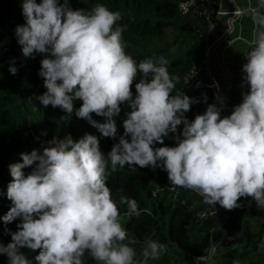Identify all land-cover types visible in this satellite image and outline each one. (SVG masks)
<instances>
[{
    "label": "clouds",
    "instance_id": "9594fccd",
    "mask_svg": "<svg viewBox=\"0 0 264 264\" xmlns=\"http://www.w3.org/2000/svg\"><path fill=\"white\" fill-rule=\"evenodd\" d=\"M258 3L264 7V0ZM20 7L25 23L14 32L23 55L47 54L38 72L46 88L38 97L43 106L74 112L105 138H117L120 105L130 111L106 154L99 138L85 133L77 141L54 137L42 152L21 153L22 162L9 165L11 207L0 220L19 223L15 232L6 229L10 242L0 244L7 264H86L85 253L99 264H140L125 243L128 233L107 186L109 166L161 168L173 187L199 191L210 205L232 210L251 197L264 210V14L258 9L245 10L257 27L242 65L248 87L242 102L224 117L210 104L189 121L185 113L198 101L184 92L172 95L179 77L170 74L164 56L137 62L126 53L120 12L103 4L73 10L69 0H21ZM8 71L17 73L14 59ZM77 100L82 103L74 109ZM181 124L175 146L155 147ZM120 203L128 215L141 214L134 199L121 196ZM22 249L38 254L32 260ZM166 252V244L148 240L143 264Z\"/></svg>",
    "mask_w": 264,
    "mask_h": 264
},
{
    "label": "trees",
    "instance_id": "16d2710c",
    "mask_svg": "<svg viewBox=\"0 0 264 264\" xmlns=\"http://www.w3.org/2000/svg\"><path fill=\"white\" fill-rule=\"evenodd\" d=\"M178 1L69 0V5L73 10L91 11L97 4H103L111 11L120 12L121 20L117 25H126L122 33L126 53L137 62L145 58L164 56L169 61L170 74L181 76L192 63L193 48L184 52L179 44V36L193 33L194 29L187 21L178 19ZM20 4L21 0H0V217L11 207V201L6 197L7 185L12 180L9 165L22 162L21 153L27 154L33 150L42 152L47 142L54 137L63 139L71 136L73 141H77L88 133L99 138V146L106 154L123 134L122 122L130 111L127 104L120 105L121 112L115 118L118 126L117 138H105L86 120L77 118L74 112L72 115H66L60 108L43 106L38 97L46 88L38 72L41 60L47 54L35 53L34 58L23 55L14 32L17 25L25 23ZM12 59L18 69L15 75L8 71ZM140 78L138 73L137 82ZM132 92L135 95V81ZM178 93H181V86L178 87L176 83L172 95ZM81 103L77 100L74 109L79 108ZM190 112L191 110L185 113V116L188 117ZM92 117L98 122H103L104 119L94 113ZM29 130H32L39 140L30 135L24 137ZM155 147H161V144H156ZM31 170V167L24 169L26 174ZM155 178L160 181L168 180L167 173L161 168H140L133 165L124 168L118 166L113 171L109 166L107 186L111 190L113 200L117 202L120 217L124 216L123 226L127 230V238H134L140 243L153 239L166 244L167 252L163 253L155 264H169L171 251L175 254L173 256H185L190 260L193 256L207 255L210 249V235L204 234L200 240H195L197 210L190 208L192 190L181 187L175 200L166 191L153 197L152 182ZM121 196L134 199L141 214L128 215L127 205L120 203ZM247 201L248 197L241 198L238 201L240 207L232 210L221 207L218 211L226 231L225 250L221 255L226 264H232L235 259L244 262L250 243H259L262 227L260 226L256 233L248 229L247 215L250 211ZM18 223L19 219L7 225L0 220V244L6 246L10 242L11 236L7 234L6 229L15 232ZM22 251L32 260L38 254L29 249ZM84 259L86 264L99 263L88 253H85ZM0 264H7V257L3 254H0Z\"/></svg>",
    "mask_w": 264,
    "mask_h": 264
},
{
    "label": "crops",
    "instance_id": "0c3cea01",
    "mask_svg": "<svg viewBox=\"0 0 264 264\" xmlns=\"http://www.w3.org/2000/svg\"><path fill=\"white\" fill-rule=\"evenodd\" d=\"M223 5L226 8L239 6L244 9L245 14L241 21V38L224 36L227 28V17L223 15H220L211 25L200 19L189 18L187 23L193 27L194 32L183 34L180 37V41L181 38L185 39V44L179 42L184 52L193 48L191 61L197 63L200 67L202 81L208 82L212 78L217 80L222 88V94L227 97L226 106H220L217 104L219 94H216L210 88L204 87L198 102L191 109L187 117L189 121L194 120L196 115L203 114L210 104L221 107L222 117L230 115L233 107L242 102V94L248 91L247 84L243 82V63L240 56L244 48L253 43L255 39L254 32L257 26L254 24L251 12L245 10L258 9L264 14V7L259 5L258 0H223ZM236 28L239 29V24H237ZM178 77L177 85L179 87L182 85V75ZM182 128L183 124L178 126L175 137L180 136ZM175 137H170V144L174 143ZM190 197L192 201L191 209L203 210L209 208L210 204L205 201L204 196L199 191L192 190ZM247 206L250 211L247 215L249 221L248 229L256 233L260 229L264 210L257 208L255 201L251 197H248ZM215 208L219 211L221 206L217 203L215 204ZM123 218L124 216L121 217L122 224L125 222ZM204 234L210 235V247L212 244L216 245L212 264H226V260L221 256L225 250L224 243L226 237L224 239V232L210 218H204L201 223L195 224V240H200ZM140 244L141 247L142 243ZM192 262V259L190 260L188 257H180L178 255L173 256L169 264H192ZM155 263L156 261L152 264ZM232 264H264V245L257 242L250 243L245 261L240 262L238 259H235Z\"/></svg>",
    "mask_w": 264,
    "mask_h": 264
},
{
    "label": "built area",
    "instance_id": "2783aa9c",
    "mask_svg": "<svg viewBox=\"0 0 264 264\" xmlns=\"http://www.w3.org/2000/svg\"><path fill=\"white\" fill-rule=\"evenodd\" d=\"M245 12L239 6H234L231 8H226L223 5V0H179L177 5V17L181 21L184 18L200 19L201 21L211 25L214 23L220 15L227 17V28L224 36H236L241 38V21ZM239 24V29L236 28ZM244 48L241 53V62L246 63V55L250 51L249 46ZM193 71L195 75L192 76ZM201 70L197 63L192 62L188 66L186 72L182 75V85L181 93L188 95L191 98H195L197 101L200 98L201 91L204 87L212 89L216 94H219L217 104L220 106H226L227 97L222 94V88L217 80L210 79L208 82H204L201 79ZM197 103V102H196ZM196 103L190 106V110L196 105ZM30 135L36 140L39 137L32 131L29 130L24 134V137ZM181 190V187H173L169 180L160 181L155 178L152 182V196L156 197L160 192L166 191L173 200H175ZM204 218H210L212 222L222 231V223L218 216V210L215 205H210L208 209L197 210L195 212V221L201 223ZM262 233L259 237V244L264 245V217L261 220ZM135 241V240H133ZM135 249L137 253V247L131 246ZM210 250V249H209ZM209 252L205 256H193V264H203L209 258ZM213 260V259H212Z\"/></svg>",
    "mask_w": 264,
    "mask_h": 264
},
{
    "label": "rangeland",
    "instance_id": "374dc122",
    "mask_svg": "<svg viewBox=\"0 0 264 264\" xmlns=\"http://www.w3.org/2000/svg\"><path fill=\"white\" fill-rule=\"evenodd\" d=\"M188 19L187 18H184V19H181V21L182 22H186ZM180 37H181V35L179 36V39H180ZM185 39H183V38H181V41H180V43L181 44H185V41H184ZM170 137H175V134H172V133H169V136L168 137H165L164 138V144L163 145H161V146H170V147H172V146H175L176 144V138H174L175 139V141H174V143H172V144H170L169 143V140H170ZM123 225V224H122ZM146 246V243H142V246L140 247H138V250H137V260L140 262V264H143V256H142V251H143V248ZM173 255H175V254H173V251H171L170 253H169V258L171 259V258H173ZM215 255V254H214ZM213 255V256H214ZM156 260H152V259H149L148 261H147V264L149 263V262H151L150 264H152V263H154Z\"/></svg>",
    "mask_w": 264,
    "mask_h": 264
},
{
    "label": "water",
    "instance_id": "95a60500",
    "mask_svg": "<svg viewBox=\"0 0 264 264\" xmlns=\"http://www.w3.org/2000/svg\"><path fill=\"white\" fill-rule=\"evenodd\" d=\"M222 229L224 230V228L222 227ZM226 237V231L224 230V239ZM215 244H212L209 250V258L205 261V264H212V259H213V255H214V248H215Z\"/></svg>",
    "mask_w": 264,
    "mask_h": 264
},
{
    "label": "bare ground",
    "instance_id": "6f19581e",
    "mask_svg": "<svg viewBox=\"0 0 264 264\" xmlns=\"http://www.w3.org/2000/svg\"><path fill=\"white\" fill-rule=\"evenodd\" d=\"M133 240H135V241H133ZM125 243H130V246H135V247H137V249L141 245L140 242L136 241V239L131 238V237L127 238Z\"/></svg>",
    "mask_w": 264,
    "mask_h": 264
}]
</instances>
